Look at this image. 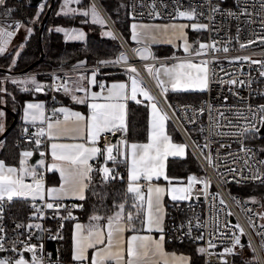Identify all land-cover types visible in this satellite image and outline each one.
<instances>
[{
    "label": "built area",
    "instance_id": "built-area-1",
    "mask_svg": "<svg viewBox=\"0 0 264 264\" xmlns=\"http://www.w3.org/2000/svg\"><path fill=\"white\" fill-rule=\"evenodd\" d=\"M152 3L153 0H129L128 14L131 22L176 21L178 17L173 19V16L177 5L181 10L195 9L197 16L194 20L207 24L208 29L201 31L189 29V31L200 33L197 42L209 45L215 42L217 49L213 50L210 47L206 55L198 57L192 55L197 61H208V88L203 90L202 97L198 101H177L173 106L168 103L164 104L171 119L184 138L190 142L194 153L205 169V175L198 180L209 184L205 189L203 183H197L192 189L190 199L168 205L164 230L166 242H189L206 249L204 253H201L203 256L201 264H223V261H227V264H264V227H261L264 225V197L235 193L231 186L232 183L237 186L264 183L262 182L264 181V164L260 163L264 161V155L260 151L262 145L257 142L258 136H264L260 135V131L239 134L249 124L255 125L260 130L263 127L259 123V113L253 119L252 112L256 111L258 106L264 105V76L260 75L264 72V42L261 40L264 38V7L261 6L259 0H155L156 11L160 13L159 17H155L150 7ZM214 6H218L220 11L213 13ZM245 8L248 15L241 14ZM9 9L10 14H6ZM12 11L11 0H5V3L0 5V27L13 32V36H17L25 27V23L22 18L12 16ZM229 12L236 15H228ZM187 21L188 25L194 23L191 20ZM16 22L22 24L19 31L10 27ZM241 44L246 46L242 48ZM224 47L229 49L228 52L222 50ZM148 51L151 52L149 48ZM121 53L128 54L127 62L80 67L60 65L46 70L30 69L27 71L15 70L10 65L0 66L5 69V71L0 70V82L6 83L25 76L46 77L47 80L41 81V85L44 86L41 93L46 100L47 116L57 118L62 114L57 113L53 116V109H56L58 103V93L63 91L62 89L57 91V88L61 84L68 83L70 72L80 69L93 70L98 76L103 77L101 69L110 67L122 70L127 76L129 66H134L138 75L144 77L140 68L133 62L128 49L124 47L117 58ZM175 57L173 55L153 56L151 53L148 59H139L137 56L136 59L145 68L146 64L157 67L173 62L176 60ZM235 57H249L250 59L236 60ZM252 61L261 63L254 64ZM230 80L244 83L233 85L228 83ZM100 82L108 86V80ZM221 112L224 113L223 117L220 116ZM39 128L38 125L25 124L20 133L19 143L29 146L36 145L34 141L40 139V147L45 154L43 158L48 162L47 136L37 137L35 134ZM127 135L123 137L129 142ZM114 136L111 133H104L98 145L104 147L110 144ZM245 149H251V153ZM209 155L212 157V164L206 159ZM101 165L100 158L93 161L95 169L101 168ZM257 170L261 176L260 180L253 179ZM116 172L126 182L127 167L124 163L117 164ZM37 173L39 174L37 179L42 177L47 183L48 168L45 167ZM189 176L192 175L184 177L185 186ZM27 181L31 182L32 178H27ZM117 181L122 180L117 179ZM220 200H223L224 204H221ZM45 202L50 201L46 198V201L28 202L26 209L15 208L12 201L5 202L0 227L4 229V248L9 250L0 251V257L18 258V254L10 249L14 244L17 248H22L19 241L29 242L30 236V243L38 246L35 255L38 259H42L43 264H74V262L70 263L62 259L59 254L55 255L51 243L63 239L65 223L76 217L77 207L73 205L77 203L72 200L61 201L74 217V219H62L67 216V211L61 208L57 213L54 209H47L44 207ZM33 204L42 209L41 218L33 217L32 214L35 211ZM232 216L235 217V221H232ZM29 223L41 224L43 231L35 227L16 228L17 224L27 226ZM237 224L243 229L242 235L239 229L234 227ZM61 225H63L62 228ZM57 235L62 239L51 238ZM201 235L203 240H197L196 237ZM235 235H240L241 244L244 246H236L233 254L224 253L225 248L233 247ZM243 236H246V241H243ZM209 240L215 244L214 248L209 247ZM40 245H43L42 251L39 250ZM2 252L4 255H1ZM221 254H223V259ZM27 255L28 260H31L33 253L25 252V258Z\"/></svg>",
    "mask_w": 264,
    "mask_h": 264
},
{
    "label": "snow or ice",
    "instance_id": "snow-or-ice-1",
    "mask_svg": "<svg viewBox=\"0 0 264 264\" xmlns=\"http://www.w3.org/2000/svg\"><path fill=\"white\" fill-rule=\"evenodd\" d=\"M75 2L79 3L80 0H64V8L67 5ZM262 7H264V0H259ZM5 0H0V5H3ZM44 5L40 6L41 11ZM152 14L155 17H159L160 13L156 11L155 0L150 5ZM63 10V9H62ZM69 11H75L69 9ZM220 11L218 6L212 8V12ZM11 10H7L6 14H10ZM242 15H248L247 9H243ZM82 15H91L94 23L104 24L105 21L100 17L95 6H90L88 10L83 11ZM203 15V13H199ZM228 15L235 16V13L229 12ZM197 16L195 9L181 10L177 5L175 8V15L173 19L187 18L194 20ZM39 13H37V19ZM214 20V17H212ZM16 31L22 27L20 22H16L14 25ZM188 25L166 24V25H147L136 24L131 25L132 39L136 41L151 40L155 41V31L160 30L167 34L171 30V37L175 39L183 40V50L185 53L194 56H202L207 54V49L210 47L213 50L216 49L215 42L211 45L206 43H199L198 48H193V45L187 41V36L184 29ZM193 30L201 31L207 30V24H192ZM149 29L152 31L150 32ZM31 29H28L31 34ZM57 32H63L66 40H82L84 39L83 32L77 29H65L57 27ZM13 32L7 31V29L0 27V54L6 51L8 42L13 37ZM108 36H112L111 32L105 33ZM167 40L168 43H172V38ZM264 42V38H261ZM253 43V41H249ZM246 45L241 44V47ZM224 52H228V48L222 49ZM146 50H137L141 59H148L147 55H144ZM174 59V57H173ZM236 60H249V57H235ZM121 61L127 62V57L121 53V55L115 61H101V64L106 63H120ZM252 63H261L260 61H252ZM13 66L15 60L12 61ZM208 61L200 60L199 62H193L192 60L183 61L177 64H173L168 67L162 64L159 68H155L151 64H146V71L153 76L157 86L162 93H167L170 85L172 90L179 89H199L206 90L208 88L209 81V69ZM79 66V65H78ZM127 71L130 74V94L129 85L125 82L112 83L106 86L104 83H98L96 80V72H92L90 85L98 86L101 91L95 92L82 86H75V88H69L66 83L61 84L57 91L61 89L70 94L71 100L77 104H86L89 113L87 116L80 112L71 111L66 107L59 109H53V116L57 113L63 114V119H52L46 117L44 114V105L42 103H27L24 107V119L30 123H35L40 120L41 123H46L47 128H39L35 134L37 137H44L50 141H58L62 139L69 140H85L86 143H56L50 144V154L53 163L50 168L58 170L60 173L61 183L58 187H46L43 178L37 179L39 175L35 167L28 166V159L33 156L32 151H24L20 154L19 167L10 166L5 161L0 160V219L3 217L5 202H11L14 198H31L33 201L39 199L45 202L44 207L47 209H54L59 212L61 208L67 211V216L62 219H74L72 212L69 211L61 201L67 197L76 198L83 201L85 197V191L89 188L92 182L91 174L93 171H97L101 174V182L104 184L114 181L116 179L123 180L114 167H109L108 164L124 163L127 167V187L126 191L118 199H114L112 203L111 215H99L94 214L90 217L92 223L89 224L87 230L83 225L77 223L75 225V231L73 235L72 245V260L74 264H85L89 261V250H92L90 258V264H158V261L152 259L154 257L163 258L166 254L163 251V243L165 237L163 235V220H164V208H163V196L167 193L170 194L172 201H184L190 199L192 189L197 183H203L205 189L209 186L208 182L198 180L196 176H189L187 178V185L184 187H177L173 184L175 178H170L166 174V160L168 157H183L185 155L186 145L175 144L172 142L171 137L165 131V122L167 116L158 107L155 97H153L146 86H142V81L138 79V72L134 66H129ZM167 79H162L161 76ZM213 75H215L213 73ZM264 76V72L260 73ZM56 79H60L56 77ZM81 80L86 79L81 76ZM12 83H27V81L13 80ZM31 83L35 86V92L43 91L44 86L38 84L34 77L31 78ZM229 84H243V81L230 80ZM25 91L28 89L25 88ZM0 91H6V89L0 88ZM106 91V95L103 93ZM75 92L84 93L83 97H78ZM142 95L146 100L150 102L151 107V121L150 129L148 133L147 143H129L126 138L122 136L121 140L116 144H106L103 149L98 146L101 135L104 133H116L128 132L127 124V101L132 100L137 104L142 103L137 97ZM91 100L92 102H89ZM104 102H98V101ZM2 102V101H0ZM259 113V123L264 125V105L258 106V109L252 112V118L255 119ZM242 115V113H238ZM4 113L0 111V117H3ZM220 116L223 117L224 113L221 112ZM0 131H3V125L0 124ZM27 131V129H25ZM260 129L255 125L249 124L243 129V132L239 133L243 135L248 132H258ZM37 148L41 145V140L36 139L34 141ZM207 147V145H205ZM123 149V152L121 151ZM245 151L251 153V149H245ZM264 152V149H260ZM43 157L45 154L40 153ZM98 156L104 157V165L99 169H94L90 161L96 159ZM119 156H123V159H118ZM210 164H212V157L209 155L206 157ZM40 165H44V160L41 159L38 162ZM264 164V161H260ZM214 166V165H213ZM25 177H31L32 182L27 183ZM163 178L168 181L169 188H164L158 184H153L154 180ZM253 179L260 180L261 176L259 170ZM141 181L146 183L142 184ZM264 182V181H262ZM178 183H184L178 181ZM95 194V193H94ZM221 204H224L223 200H220ZM73 207H83V205H73ZM35 211L33 217L41 218L43 211L41 208L36 207L33 204ZM103 222V223H101ZM139 223L141 228L151 233L157 231L161 233L159 239H155L149 235L137 234L140 229L136 228V224ZM202 227V225H200ZM31 229L35 227L43 231L42 225L31 224L27 226L23 224H17L16 228ZM63 225H61V228ZM239 229L240 234H243V229L239 224L234 226ZM261 227H264L262 225ZM130 231L133 234L125 239V232ZM3 227H0V251H6L9 249L4 248L3 241L5 239ZM52 239H62L57 235L51 237ZM197 240H203V236L196 237ZM31 237L28 241H19L22 248H17L15 244L10 249L12 252L18 254V258L6 257L0 258V264H43L42 259L36 257L38 246L30 243ZM236 246L243 247L241 244L240 235H235L233 241V247L225 248L224 253L233 254ZM209 247L214 248L215 244L209 240ZM39 250H43V245L39 246ZM206 249L199 248L198 252L204 253ZM33 253L32 259L25 258L24 253ZM175 256V254H172ZM223 259V254H221ZM181 264H186L189 260L187 257L178 258ZM164 264H168L167 260H164ZM223 264H227V261H223Z\"/></svg>",
    "mask_w": 264,
    "mask_h": 264
},
{
    "label": "trees",
    "instance_id": "trees-1",
    "mask_svg": "<svg viewBox=\"0 0 264 264\" xmlns=\"http://www.w3.org/2000/svg\"><path fill=\"white\" fill-rule=\"evenodd\" d=\"M64 0H55L53 9L48 16L42 34L40 36V25L46 14L47 8L51 0H45L43 10L39 6H31L27 0L17 1L11 0L14 17L23 19L25 25L31 28V34L23 42L19 54L15 57L14 53H6L0 55V66L10 65L15 70H24L33 65L31 70H46L56 66H78L101 64V61H115L117 55L124 49L120 39L113 32L109 24L100 14L92 0H80L76 4L75 11H67L64 8ZM105 9L116 28L119 30L125 41L132 46L131 42V20L128 14L129 0H98ZM95 6L100 17L105 21L104 24L94 23L91 15H82L83 11L88 10L90 6ZM63 9V10H62ZM37 13L39 18L37 19ZM57 27L65 29H81L84 31V39L82 40H66L63 32H57ZM111 32L113 35L108 36L105 33ZM200 33L190 31L189 37L196 48L197 39ZM44 52L42 59L41 54ZM15 57V65L12 60ZM36 62V63H35ZM110 64V63H106ZM39 80H47L46 77H39ZM0 88L3 84L0 82ZM6 92L0 91V101L5 96L7 102L6 107V128H9L4 138L0 140V158L5 161L17 164L19 162L21 151L29 147L19 143L20 133L23 130V123L19 120V111L25 99L32 97L33 90L25 91L18 83L11 81L6 83ZM14 95V99L11 95ZM199 92H169L167 101L170 105H174L177 101L189 102L198 101L202 97ZM1 103V102H0ZM15 107H14V106ZM11 110L16 111L17 118L14 121V115ZM171 121V120H170ZM174 137L177 140L185 141L175 124L171 121L169 125ZM0 131V135H1ZM128 139L134 141H145L148 136V108L146 105L131 102L128 108ZM257 142L264 149V137H257ZM264 155V152H262ZM167 173L171 177H185L194 175L198 179L203 178L205 169L199 161L193 150L188 147L185 157H173L168 160ZM92 182L86 191V198L83 201L76 202L77 207L75 219L85 220L94 214L111 215L112 203L114 199H118L126 191L125 180L110 181L107 184L101 182V174L97 171L92 173ZM239 193L246 196L264 197V183L247 184L237 186L231 184ZM95 193V194H94ZM15 208L26 209L28 203L15 200L12 201ZM74 219V220H75ZM74 220H68L65 223L64 237L61 241L51 243V248L55 255L66 252L71 242V226ZM138 229V228H137ZM167 247L177 251L187 253L191 256L193 263H202L203 256L198 252L199 246L189 242H167Z\"/></svg>",
    "mask_w": 264,
    "mask_h": 264
},
{
    "label": "crops",
    "instance_id": "crops-1",
    "mask_svg": "<svg viewBox=\"0 0 264 264\" xmlns=\"http://www.w3.org/2000/svg\"><path fill=\"white\" fill-rule=\"evenodd\" d=\"M133 23H136V24H147V25H166V24H164V22H131V24H130L131 37L130 38H131V42H132V46L133 47H130V50L134 51L135 55H136V50L139 49V48H141L142 46H144V47L149 48L151 50L150 54L152 53L153 56L154 55L165 56V55H160L158 53L161 50H164L163 48L168 47V48H170V52L171 53H167V54H171V56L172 55L173 56H176L175 57L176 60L173 61V62L164 64L166 66H172L173 64H177V63H180V62H183V61H187V60H192L193 62H199L196 59H194L192 55H189L188 53H185L184 52V50H183L184 41L183 40L176 39V40H172V43H168L167 42L168 38H165L166 35L163 34L162 31H160V30L155 31V33H154L155 36H156V40L155 41H151V40H147V41L146 40H140L138 42L136 40H133L132 39V28H131V25ZM169 23L180 25L179 22H169ZM183 25H185V24H183ZM73 29H75V28H73ZM189 29H192V28L191 27H186L184 29V31L186 33L188 43L191 44V45H193V48H194V44L191 42L190 37H189V34H190ZM77 30L80 31V29H77ZM149 31L151 32L152 30L149 29ZM149 44L154 45V47L151 48ZM124 55L127 56L125 53H124ZM80 66H85V65H79L77 67H80ZM160 66H157L155 68H159ZM92 72H95V71H93V70L80 69V70H76V71L70 72L68 74V83H67V86L69 88H73L74 89L75 86L79 85V86L88 88L90 90V92H92V91L100 92L101 89L98 86H96V85H90L89 84V80L91 79ZM101 73H102L103 77L98 76V74L96 75V80H97L98 83L101 80H108V86H109L112 83L125 82V83H127L129 85V94H130V85H131L130 75H136V74H130V73H128L127 76H126V73L124 74L122 70L114 69V68H110V67H103L101 69ZM81 76L85 77L86 79L81 80L80 79ZM151 77H152L155 85L157 86L155 79L153 78V76H151ZM161 78L162 79H165V80L167 79L163 75L161 76ZM138 79L140 81H142V86H146L147 87V89L150 91L151 95L153 97H155V101L157 102L158 107L162 110L163 113L166 114L167 120L165 122V131L171 137L172 142L175 143V144H184V145H186L185 155L183 156V157H185L186 154H187V151H188V147H190L189 143L186 141L185 138H184L185 141H182V140H177L174 137L172 131H170V128H169L170 122L172 121L174 123V121L171 119L170 115L168 114L167 110L165 109V106H164L163 101L160 99V97L157 95V93L155 92V90L153 89V87L151 86V84L146 80L145 77H142V76L138 75ZM6 83H2L3 84V89L5 88ZM40 84H42V82H40ZM166 86L169 87V90H168L167 93H162L161 90H160V88L157 86L160 94L165 99V103H168V101H167V94L169 92H176V91H179V92H199V93H202L203 92V90H199V89H188V90L179 89V90H172L171 87H170V85H166ZM32 90H33V92H35L34 89H32ZM3 92H6V91H3ZM33 92H32V94H33ZM103 94L106 95L107 93L104 92ZM75 95H77L78 97H83L84 96V93L75 92ZM32 97H33V95H32ZM41 97H44V96L42 95ZM41 97H39V98H41ZM137 98L142 101V103H140L141 105H146L147 108H148V133H149L150 121L152 119V117H151L150 102L148 100H146L142 95H139V94H138V97ZM35 99H37V98H35ZM89 102H92V101L89 100ZM98 102H104V101L101 100V101H98ZM131 102H135V101H132V100H128L127 101V124H128V108H129V105H130ZM61 107H66V108L70 109L71 111L80 112V113H82L85 116H87L88 113H89V109H88V107H87L86 104H77V103L73 102L71 100L70 94H66L64 91H61L60 93H58V103H57V106L55 108L56 109H59ZM14 112H15V115H16V111L15 110H14ZM44 114H45L46 117H48L47 116V104H46V109H45ZM16 118H17V115H16ZM14 119H15V116H14ZM52 119H61L62 120L63 119V114H62L61 117H57V118L52 117ZM19 120L23 123V126L25 124H27V123H30V122H27V123L24 122V110L22 111V108H20V111H19ZM27 125H29V124H27ZM32 125H38V126H40V128L41 127H44L45 129L47 128V124L46 123H41L40 120H37L35 123H32ZM6 129L7 128H6V117H5V126H4V130L1 131L2 132L1 135L3 134V132ZM116 134H118L117 138L116 139L113 138V140L111 141L110 144H116L117 141L121 140V138H122L121 136L127 135L128 132L126 134L119 133V132L116 133ZM1 135H0V140L4 138V137L1 138ZM47 140H48V143H47V146H48V162H46L45 159L40 155V153L42 152L40 146L37 149L36 148V145H30L29 147L24 148L21 151V153L24 152V151H32L33 152V156L30 157V158H27L28 159V166L35 167V169H36L37 172L39 170L44 169L45 167H47L49 173L47 175V183H46V180H43L45 186L46 187H53V186L58 187L60 185V183H61L60 173H59L58 170H53V169L50 168V165L53 163V160H52V157H51V154H50V144L53 143V142H56V143H86V141L85 140H82V139L81 140H75V141L69 140V139H62V140H58V141H50L48 138H47ZM147 142H148V136H147V139L145 141L129 140V143H147ZM99 147L103 149V147H101V146H99ZM121 151L123 152V149H121ZM183 157H178V158H183ZM20 158H21V156H20ZM20 158H19V160H20ZM98 158H100V160H101V163H102L101 167H102L104 165V157L103 156H98L96 159H98ZM170 158H173V157L172 156L168 157V159L165 162V164H166V174L167 175H168V173H167L168 160ZM41 159L44 160V165H40L38 163ZM118 159H120V160L123 159V156H119ZM0 160L5 161L3 158H0ZM94 160L90 161V163L92 164V166H93V161ZM5 163L7 165H10V166L19 167V162L17 164H12V163H9V162L5 161ZM117 164H112L111 162H109L108 166L109 167H114L116 169ZM93 168H94V166H93ZM127 175H128V173H126V182H125L126 183V187H127ZM169 177L170 178H175L173 180V184H175V186H177V187H184L185 186V183H182V184L181 183H178V181H183L184 182V177H171V176H169ZM27 178H29V177H25V181L27 183H31L32 181L31 182L30 181H27ZM141 183L144 184L146 182L141 181ZM153 184H158L159 186L164 187L166 189L170 187V185L168 184V181H165L163 178H160L159 180H154L153 181ZM86 191H85V196H86ZM15 200L23 201L25 203L26 202L28 203V202L33 201L31 198H28V199H24V198H14L13 201H15ZM37 200H39V199H37ZM63 200H72V201H75V202H80L81 201V200H78V199L72 198V197H67V198H65ZM174 202H177V201H172L171 198H170V194H167L166 193L163 196L162 203H163V208H164V212H165L164 220H163V229L164 230H165V224H166L167 213H168V205L171 204V203H174ZM77 223L83 225L84 228H85V231H86L87 230V227L92 222L90 221V217L87 218V219H85V220L75 219L73 221L72 226H71V242H70V246H69V248H68V250L66 252V256L64 255L63 252H60V257H61V254H63L64 255L63 256L64 259L66 261L70 262V263L73 262V260H72L73 235H74V231H75V225ZM101 223H103V222H101ZM136 228L140 229V231L137 233L139 235H149L150 234L151 236H153L157 240L159 239V237L161 235V233H159L157 231H152L151 233H148V232L144 231L141 228V225L139 223L136 224ZM132 234H133L132 232L126 231L125 234H124L125 239H127V237L131 236ZM163 235L165 237L164 232H163ZM166 243L167 242H166V238H165L164 243H163V251H164V253L166 255L163 258H160V257H154V258H152V259L158 261V264H164V260H167L168 261V264H181V262L178 259L181 256L189 258V260L186 262V264H201V263H193L192 260H191V256L189 254L184 253V252H181V251H177V250H174V249H170V248L167 247V244ZM172 254H175V256H173ZM91 255H92V250L90 249L89 250V261L88 262H85V264H90Z\"/></svg>",
    "mask_w": 264,
    "mask_h": 264
},
{
    "label": "rangeland",
    "instance_id": "rangeland-1",
    "mask_svg": "<svg viewBox=\"0 0 264 264\" xmlns=\"http://www.w3.org/2000/svg\"><path fill=\"white\" fill-rule=\"evenodd\" d=\"M28 1V0H27ZM45 2V1H44ZM44 2L42 3V4H44ZM63 4H64V1H63ZM76 4L77 3H75V2H72V3H70L69 5H67V11H69V9H74V10H76ZM96 6V5H95ZM97 8V7H96ZM98 9V8H97ZM99 11V10H98ZM100 12V11H99ZM101 14V13H100ZM104 18V17H103ZM187 20H189V19H187V18H177V20L176 21H170V22H179L180 24H185V25H188L187 23H188V21ZM107 22V21H106ZM191 22H194V23H192V24H201V23H199L198 21H195V20H191ZM169 22H164V24H168ZM171 23H169V25H170ZM191 24V25H192ZM191 25H188V27H191ZM192 28V27H191ZM28 29H31L28 25H25V27L21 30V32L17 35V36H13L12 38H11V40L8 42V44H7V47H6V51L3 53V54H6V53H14V56L16 57L18 54H19V52H20V50H21V48H22V45H23V42L25 41V39L28 37V35H29V32H28ZM80 32H83V34H84V31L83 30H81L80 29ZM163 33V32H162ZM163 34H165V33H163ZM160 35V34H159ZM166 36H165V38H170L171 37V30H169V32L167 33V34H165ZM85 36V35H84ZM172 38V40H176L174 37H171ZM202 39V38H201ZM128 44V43H127ZM129 45V44H128ZM150 45V47L151 48H153L154 47V45H152V44H149ZM198 45H199V41L197 42V45H196V47H198ZM140 49H144V50H146L145 52H144V55H147L148 57L150 56V52L148 51V48H146V47H144V46H142L141 48H139V49H137V50H140ZM164 50H161L158 54H160V55H171V54H167V53H171L170 52V48H168V47H166V48H163ZM174 49V48H173ZM137 50H136V56L139 58V59H141L140 58V55H138V53H137ZM134 52V51H133ZM127 56L126 57H128L127 58V60H129V56H128V54H126ZM15 57L13 58V60H15ZM12 60V61H13ZM134 62V61H133ZM168 67H171V66H168ZM32 77H34L35 78V80H36V82L38 83V84H40V82H41V80H39V78L37 77V76H28V77H19V78H15V79H12V80H10L11 82L13 81V80H17V81H27V83H18L19 85H21L22 86V88L23 89H25V88H27L28 90H31V89H34V85L31 83V78ZM11 98L12 99H14V95H11ZM7 98H5V96L2 98V102L0 103V111H2L3 113H4V116L3 117H0V124H2L3 125V130H4V126H5V117H6V110L2 107V105H4V106H6L5 105V103L7 102ZM29 102H31V103H42L43 105H44V112H45V109H46V100H45V98L44 97H41V98H37V99H35V98H33V97H29V98H27V99H25V101H24V103H23V105H22V111L24 110V107H25V105L27 104V103H29ZM14 106V105H13ZM15 107V106H14ZM22 115V114H21ZM24 122L25 123H27L28 121H26L25 119H24ZM27 124H32V123H27ZM234 189V191H235V193H239L235 188H233ZM0 258H6V257H0Z\"/></svg>",
    "mask_w": 264,
    "mask_h": 264
},
{
    "label": "water",
    "instance_id": "water-1",
    "mask_svg": "<svg viewBox=\"0 0 264 264\" xmlns=\"http://www.w3.org/2000/svg\"><path fill=\"white\" fill-rule=\"evenodd\" d=\"M17 1H22V0H17ZM44 1H45V0H28V3H29L31 6H35V7H37V6H39L40 4H42ZM92 1L94 2V4H95L96 7L98 8V10H99L100 13L102 14V16L104 17V19L107 21V23L109 24V26L111 27V29L113 30V32H114V33L116 34V36L120 39V41L122 42V44H123V46L125 47V49H127V47H126V45H125V44H127V42L125 41L124 37L121 35V33L119 32V30L116 28V26L114 25L113 21L111 20V18L109 17V15H108L107 12L105 11V9L102 7V5L100 4V2H99L98 0H92ZM54 3H55V0H51L50 5H49L48 8H47L46 14H45V16H44V18H43V20H42V22H41V25H40V31H39L40 36H41V34H42V31H43V28H44L45 22H46L48 16L50 15V13H51V11H52V9H53ZM127 45H128V44H127ZM128 46H129V45H128ZM43 56H44V52H42V54H41V58H40V59H42ZM35 63H36V62H35ZM33 65H34V64H33ZM33 65L29 66L28 68H26V69H24V70H26V71H27V70H30V69L32 68ZM0 70H1V71H5L4 68H0ZM32 95H33L34 98H39V97H41L43 94H42L41 92H33ZM2 107H3L4 109H8V108H7L6 106H4V105H2ZM11 112H12V114H14V116H15V119H14V121H15V120H16L15 112H14L13 110H11ZM8 130H9V128H7V129L3 132V134L1 135V138L4 137V135L7 133ZM260 135H261V136H264V125H263L262 129L260 130ZM117 136H118V134H115L114 139H116ZM186 141L189 143L190 147H191L192 150H193V147L191 146L190 142H189L188 140H186ZM36 148H37V146H36ZM37 149H38V148H37ZM231 219H232V221H235V220H236L234 216H232ZM246 239H247L246 236H243V241H246ZM1 255H4V252H2ZM63 256H64V255L61 254V258H62V259H64ZM26 259H28V255H27V258H26Z\"/></svg>",
    "mask_w": 264,
    "mask_h": 264
},
{
    "label": "bare ground",
    "instance_id": "bare-ground-1",
    "mask_svg": "<svg viewBox=\"0 0 264 264\" xmlns=\"http://www.w3.org/2000/svg\"><path fill=\"white\" fill-rule=\"evenodd\" d=\"M125 45H126L128 51H129V53L131 54V56H132V58H133V61H134L135 64L140 68V70H141V72L143 73V75H144V77L146 78V80L151 84V86L153 87V89L155 90V92L157 93V95L160 97V99L163 101V103L166 104V103H165V99H164L163 96L160 94V92H159L157 86L155 85V83H154V81H153L151 75L146 71V69H145L144 67L141 66L140 61H138V60L136 59V55H135V53H134L132 50H130V46H128L127 44H125Z\"/></svg>",
    "mask_w": 264,
    "mask_h": 264
}]
</instances>
